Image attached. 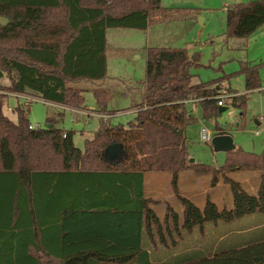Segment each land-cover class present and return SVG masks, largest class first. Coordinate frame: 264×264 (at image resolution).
<instances>
[{
  "label": "trees",
  "instance_id": "trees-1",
  "mask_svg": "<svg viewBox=\"0 0 264 264\" xmlns=\"http://www.w3.org/2000/svg\"><path fill=\"white\" fill-rule=\"evenodd\" d=\"M179 15L161 0H0V80L14 72V92L81 110L82 92L67 83L106 77L107 29L144 31L153 16L157 23ZM262 26L264 0L227 8V39L248 38ZM199 59L185 49H148L134 120L126 127L101 120L82 151L48 119L45 128L29 130L20 106L10 121L0 94V264H264V149L256 155L235 148L219 170L188 156L185 128L195 119L185 102L196 100L205 121L221 114L224 79L191 84ZM240 74L246 94L231 106L242 112L261 83L256 65L243 63ZM92 93L105 112L108 92ZM111 144L122 150L115 164L105 157ZM211 170L224 174L230 207L207 201L199 208L177 196L182 212L167 206L157 216L144 193L146 173L170 174L175 188L180 173ZM237 171L258 174L254 194L225 176ZM251 217L260 229L248 233L243 223Z\"/></svg>",
  "mask_w": 264,
  "mask_h": 264
},
{
  "label": "rangeland",
  "instance_id": "rangeland-1",
  "mask_svg": "<svg viewBox=\"0 0 264 264\" xmlns=\"http://www.w3.org/2000/svg\"><path fill=\"white\" fill-rule=\"evenodd\" d=\"M250 1L254 0H161L163 8L180 14L178 19L155 23L156 18L153 16L150 28L144 31L110 29L106 78L100 82L81 80L67 83V87L82 92L84 106L81 110L42 102L33 93L14 92L11 79L16 80L17 75L12 72L5 74L0 80V94L7 97L2 112L10 121L15 122L17 119L14 110L20 106L25 109L29 125L39 126V129L45 128L48 119L56 129L70 133L74 146L82 151L85 142L94 137L101 120L111 126L124 127L134 120L131 107L140 105L148 49H185L190 56L196 52L200 56V67L191 71V84H206L224 79V83L218 85V91L224 105L228 106L226 112L209 121L202 119L197 103L188 106L195 119L185 128L190 160L216 170L223 167L226 153L214 151L211 145L213 135L220 131L216 126L229 128L236 148L259 155L264 147V26L245 39L225 37L227 8ZM243 63L258 67L261 88L248 93L245 109L240 112L231 106V99L234 97L231 94H246L245 79L240 74ZM125 83L129 85L132 94L124 91L122 85ZM93 90L108 92L110 98L105 112H101ZM255 120L260 126H256ZM76 125L81 129H76ZM202 129L209 132L210 141L202 140ZM255 131L260 133L257 137L253 136L252 132ZM211 172L212 170L200 175L185 172L178 176L181 182L176 183L175 188L171 184L170 174L163 173L164 175L154 179L153 176L147 177L146 198L151 200L150 206L160 219L164 217L167 206L176 212L180 211L181 204L177 196L190 197L189 200L199 208H203L207 201L214 203L218 209L230 207L231 193L224 174L219 172L213 175ZM214 176L217 177L216 182H212ZM225 176L238 182L248 193L256 192L259 183L257 173L237 171Z\"/></svg>",
  "mask_w": 264,
  "mask_h": 264
},
{
  "label": "crops",
  "instance_id": "crops-1",
  "mask_svg": "<svg viewBox=\"0 0 264 264\" xmlns=\"http://www.w3.org/2000/svg\"><path fill=\"white\" fill-rule=\"evenodd\" d=\"M159 19V17H156V20H158ZM8 21V19H3V23L5 24L6 22ZM148 28H150V26H148L147 27V29ZM146 29V30H147ZM109 30L110 29H107L106 30V33H105V40H106V50H105V57H106V65H107V54H108V50H109V42H108V34H109ZM145 68H146V63H145ZM145 75H146V69H145ZM106 78V77H105ZM104 78V79H105ZM104 79H102V80H104ZM101 80V81H102ZM84 81H89V80H84ZM91 82H96V81H91ZM98 82H100V81H98ZM201 84V83H200ZM142 85V84H141ZM195 85H199V84H195ZM96 86H98V85H96ZM123 87H124V91L126 92V93H131L130 92V87H129V85L128 84H123L122 85ZM142 88H143V92H142V97H141V101H140V103L139 104H141L142 102H143V97H144V89H145V80H144V82H143V86H142ZM225 88V87H224ZM226 88H228L227 86H226ZM261 88V87H260ZM259 88V89H260ZM229 89V88H228ZM259 89H257V90H259ZM132 94V93H131ZM231 96H234V97H239V96H241V95H238L237 93H233V94H231ZM218 97H220V96H218ZM42 102H45V101H43L42 100ZM47 103V102H46ZM193 103H197V107L199 106L198 105V102L196 101V100H188V101H186L185 102V104H184V106H185V109H186V112L188 113V115L191 117V118H194V117H192V115H191V112H190V110H189V108H188V106H190V104H193ZM51 104V103H50ZM133 106H137V105H132V111H133V113H134V115L136 114V112H137V107H133ZM230 106V105H229ZM228 106H225V107H223V108H226L225 109V111L224 112H226L227 110H228V108H227ZM16 119H17V117H16ZM13 122V121H12ZM16 122V121H15ZM255 124H256V126H260V123L258 122V121H256L255 120ZM76 126H78V125H76ZM219 132H216V134H215V136L216 135H230V132L231 131H229V128H219ZM220 133V134H219ZM253 133V136H255V137H257L260 133H259V131H255V132H252ZM214 136V135H213ZM231 136V135H230ZM236 148V147H235ZM263 149H264V147H263ZM263 151V150H262ZM164 174H166V173H164ZM163 173H146L145 175H144V181H143V185H144V193H146L145 192V183H146V179H147V177L149 178L150 176H153L152 177V179H154L155 177H159V176H162V175H164ZM182 174H185V172L184 173H180L179 174V177H180V175H182ZM151 179V178H150ZM151 179V180H152ZM148 181H149V179H148ZM179 182H181L180 181V179L178 178L177 179V183L179 184ZM146 196V195H145ZM186 199H190V197H185ZM154 210V209H153ZM179 213H181L182 212V207H180V211H178ZM156 213V212H155ZM245 221H247V222H244L243 223V225L244 226H246V225H248L249 224V229H247L248 230V233L249 232H251L252 230H255V229H260V227H254V224H257V222L254 220V218H248L247 220H245Z\"/></svg>",
  "mask_w": 264,
  "mask_h": 264
},
{
  "label": "water",
  "instance_id": "water-1",
  "mask_svg": "<svg viewBox=\"0 0 264 264\" xmlns=\"http://www.w3.org/2000/svg\"><path fill=\"white\" fill-rule=\"evenodd\" d=\"M1 21V20H0ZM226 108L221 107L220 113H223ZM76 129H81L76 126ZM211 145L216 152L228 153L235 149L233 139L230 135H216L211 139ZM122 155L121 146L119 144H111L105 151V157L111 164H115ZM194 162V160H190Z\"/></svg>",
  "mask_w": 264,
  "mask_h": 264
},
{
  "label": "built area",
  "instance_id": "built-area-1",
  "mask_svg": "<svg viewBox=\"0 0 264 264\" xmlns=\"http://www.w3.org/2000/svg\"><path fill=\"white\" fill-rule=\"evenodd\" d=\"M217 105L220 106V107L225 106V105H224V100H223L221 97L218 98V103H217ZM28 128H29V130H36V129H39V126L33 127V126L29 125ZM201 131H202V132H201V133H202V134H201L202 140H203L204 142H208V141H210V134H209V132H208L207 130H205V129H202ZM62 137L65 138L66 135L63 134Z\"/></svg>",
  "mask_w": 264,
  "mask_h": 264
}]
</instances>
